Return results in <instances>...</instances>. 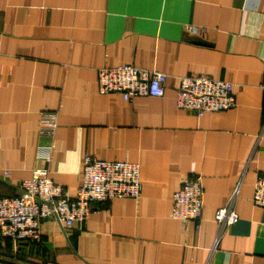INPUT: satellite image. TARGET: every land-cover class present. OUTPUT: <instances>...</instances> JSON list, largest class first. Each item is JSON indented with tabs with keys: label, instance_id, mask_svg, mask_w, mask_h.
<instances>
[{
	"label": "crops",
	"instance_id": "obj_1",
	"mask_svg": "<svg viewBox=\"0 0 264 264\" xmlns=\"http://www.w3.org/2000/svg\"><path fill=\"white\" fill-rule=\"evenodd\" d=\"M125 64L166 74L164 95L100 94L98 69ZM197 75L232 83L236 105L178 109L179 78ZM85 156L138 164L140 196L93 205L68 234L52 219L38 242L0 234V264H264V0H0V197L36 170L73 195ZM192 176L197 227L171 216ZM233 195L238 220L222 228Z\"/></svg>",
	"mask_w": 264,
	"mask_h": 264
},
{
	"label": "built area",
	"instance_id": "obj_2",
	"mask_svg": "<svg viewBox=\"0 0 264 264\" xmlns=\"http://www.w3.org/2000/svg\"><path fill=\"white\" fill-rule=\"evenodd\" d=\"M167 75L131 64L106 67L97 71L100 94H120L125 100L138 97L159 98L164 95ZM234 85L205 75L179 78L175 103L178 109L201 116L223 112L236 105ZM57 127L55 113H42L40 131L52 135ZM2 178L7 177L4 171ZM21 194L0 197V234L16 241L40 240V224L45 219L57 221L68 234L77 223L90 215L93 205L115 198L137 199L141 194L140 167L128 160L106 161L85 156L82 184L75 194L57 185L44 170H36L30 179L18 185ZM233 195L225 207L214 214V221L224 228L233 225L238 215ZM204 190L200 176L186 177L172 196L171 216L199 226L204 208ZM252 203L264 209V172L253 185Z\"/></svg>",
	"mask_w": 264,
	"mask_h": 264
}]
</instances>
